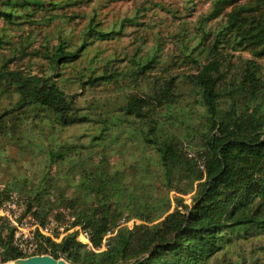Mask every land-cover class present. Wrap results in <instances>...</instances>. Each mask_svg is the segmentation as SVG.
Returning <instances> with one entry per match:
<instances>
[{"label": "trees", "instance_id": "16d2710c", "mask_svg": "<svg viewBox=\"0 0 264 264\" xmlns=\"http://www.w3.org/2000/svg\"><path fill=\"white\" fill-rule=\"evenodd\" d=\"M92 1L0 0V206L62 223L38 253L70 264H264V0H207L193 22L175 21L198 0L118 18ZM127 33L131 51L100 45ZM124 145L120 168L104 150ZM12 234L0 219L1 264L23 257Z\"/></svg>", "mask_w": 264, "mask_h": 264}, {"label": "rangeland", "instance_id": "374dc122", "mask_svg": "<svg viewBox=\"0 0 264 264\" xmlns=\"http://www.w3.org/2000/svg\"><path fill=\"white\" fill-rule=\"evenodd\" d=\"M148 1H153L154 3L162 2L164 4H169V5L173 6V7H176L177 5H181L182 2H183V0H120V1H116V2L107 3L106 0H93L91 4H89L88 6H83L82 5V7L80 9L84 10L85 12H89L91 10V7L92 6L95 7L97 5V2H99L100 7H102V5H103V8H101V10H100V12H101L100 16L101 17L104 16V14H105L106 18H118V17H121V16H123L125 14L129 15L131 13V11L135 8V6L138 7L141 4H143V3H147ZM208 5H209V3H208L207 0H198L197 3H196V9H195L194 12L191 13L192 16L190 18L177 19L175 22H177V21L180 22L181 20H186V21H183V22H193V20L195 19L194 16L198 12L205 10ZM154 10H157V12L153 13L152 10L147 12V16L145 18L147 23L150 22V23H152L153 25H156V26H158V25L161 26L162 24H169L170 20L166 21V18H164V12L163 11H160V10L155 9V8H154ZM183 13L185 14L186 12H183ZM158 28L159 27H155L152 30L155 31ZM168 28H169V30L171 29L170 26ZM166 29L167 28L160 27V30H162L163 32ZM24 30H25V32H27L28 31V26ZM16 32H17L16 34H18V32H20V31H16ZM145 33H147V30L142 31V34H145ZM49 36H52V34H49ZM46 37H48L47 34H46ZM37 38H38V40H36L35 43H33V47L38 46V44L41 41V36H37ZM48 38H50V37H48ZM131 42H132V34L127 33L125 36L121 37L117 41H112V42H109V43H102L100 45H101L102 48L103 47L115 48L118 52H124L125 50L131 51V49L133 48V46L131 47ZM170 46H171L170 43L167 42L165 44V46H164V50H167L168 48H170ZM242 55L244 57L250 58V56L248 54H246L245 52H243ZM258 63L262 67H264V58L258 59ZM72 90H78V88L75 86ZM92 124L93 123H90L87 127L85 125L84 128H79V129L70 128L67 131L68 134H66L65 136H68L69 134H72V133L80 134V132H87V133H90V134H94L97 131V129H95V125H92ZM121 128L127 133V135L128 134H132L131 136H133L134 140H135V132L136 131H135L134 128L129 127V126H125V127H121ZM114 133H117V131L115 130ZM85 139H86V137H84V140ZM112 144H114V143H112ZM134 144H137L136 141H134ZM114 146H115V144H114ZM100 149H102V148H100ZM104 151H105L106 155H108V156H112L113 154L117 155L116 156L117 158L114 157V165L119 166L120 168L123 165L127 166L128 164H133L135 159H136V157H137V151L134 150V149H130L128 147V145H124L123 147H118L117 150L116 149L115 150L114 149L111 150L110 147H109V148H106ZM8 153L10 155L9 156L10 158L11 157L16 158V156H13L12 152L8 151ZM97 157H99V152L97 150H95V151L92 152V159H97ZM26 165H27L28 169L33 168V166L31 167L29 164H26ZM2 166H5V163ZM129 183L132 184L133 181H130ZM185 201L186 202L189 201L188 196H185ZM169 207H170V209H172L174 207V204L170 203ZM132 222H138V221L135 220V219H134V221L132 219V220L125 221V222L123 220H121L120 224H125V225H128V226H131ZM59 224L64 229V225H62V223H59ZM54 232L59 233V237H57L58 240H59V238H60V236H61L63 231L59 230L58 228L57 229L55 228ZM262 239L264 240V236H263ZM96 251H102V249L96 250Z\"/></svg>", "mask_w": 264, "mask_h": 264}, {"label": "built area", "instance_id": "2783aa9c", "mask_svg": "<svg viewBox=\"0 0 264 264\" xmlns=\"http://www.w3.org/2000/svg\"><path fill=\"white\" fill-rule=\"evenodd\" d=\"M23 211V204L18 202L15 196H11L10 199L2 201L0 206V219L13 228L12 245L23 255V257H27L39 254L38 234L58 241V238L54 235V229L58 228L63 231V228L53 219H50L47 224L41 226L30 215L24 216ZM69 231H76V239L85 244L88 248L92 249L88 231L80 228L79 226H75ZM112 235L113 234L111 232H107L101 247L94 250H104L108 246V239Z\"/></svg>", "mask_w": 264, "mask_h": 264}, {"label": "water", "instance_id": "95a60500", "mask_svg": "<svg viewBox=\"0 0 264 264\" xmlns=\"http://www.w3.org/2000/svg\"><path fill=\"white\" fill-rule=\"evenodd\" d=\"M4 264H70L64 259H56L49 254H35L27 257H20Z\"/></svg>", "mask_w": 264, "mask_h": 264}]
</instances>
